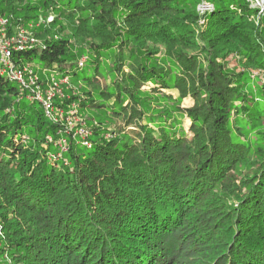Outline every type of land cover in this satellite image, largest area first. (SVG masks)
<instances>
[{
  "label": "trees",
  "instance_id": "trees-1",
  "mask_svg": "<svg viewBox=\"0 0 264 264\" xmlns=\"http://www.w3.org/2000/svg\"><path fill=\"white\" fill-rule=\"evenodd\" d=\"M17 27L79 121L0 73V264H264L262 7L0 0Z\"/></svg>",
  "mask_w": 264,
  "mask_h": 264
},
{
  "label": "built area",
  "instance_id": "built-area-1",
  "mask_svg": "<svg viewBox=\"0 0 264 264\" xmlns=\"http://www.w3.org/2000/svg\"><path fill=\"white\" fill-rule=\"evenodd\" d=\"M252 2H254L255 0H250ZM203 7V8H202ZM262 10H264V6H261ZM199 8H201L202 10H208L210 7L208 5L202 4L199 6ZM3 23V21H1ZM24 30L21 29V31H18V35H19V39H18V44L14 47H11V42H4L2 41L3 39L1 38V33H0V73L1 74H5L7 76H9L10 78H13L15 80H17L20 85H22L24 88H29L31 86L35 87V90L33 91V96H31V98H36V99H42L40 96V84L38 83V78L37 76L33 75V71L30 70L28 67L22 68L21 66H18L15 64L14 62V56H13V50L15 51H24L26 48H34L38 46V39H36L33 36H25L24 37ZM42 45V43H41ZM83 62V61H82ZM29 73L30 75L28 76V81L26 79V74ZM67 80H65L66 82ZM58 86V84L55 83L54 88H50L48 90V94H50V92L55 91V87ZM48 99V98H47ZM44 100V107H45V111L47 113L48 116H50L53 119H56L57 116L60 118H65L64 117V112L63 110L60 111V109H57L58 113H53V106L51 104V99L50 100ZM72 117V116H70ZM70 117H67V119H69ZM66 122V121H65ZM77 124V123H76ZM67 127L71 126V129H75L74 126L75 124L72 123L71 121L69 122V120L66 123ZM70 129V127H69ZM77 133H79L83 139H85V143L89 145V142L86 141L88 132L84 131V130H77Z\"/></svg>",
  "mask_w": 264,
  "mask_h": 264
},
{
  "label": "rangeland",
  "instance_id": "rangeland-1",
  "mask_svg": "<svg viewBox=\"0 0 264 264\" xmlns=\"http://www.w3.org/2000/svg\"><path fill=\"white\" fill-rule=\"evenodd\" d=\"M254 4L255 5H257V6H264V0H255L254 1ZM203 8V7H202ZM200 10L202 11V9L200 8ZM50 20H51V18H50ZM16 33H13V34H11L10 36L9 35H7V31L6 30H2L0 33H1V38L3 39L2 41H4V42H11V47H14V46H16L17 44H18V39H19V33H18V31L20 32L21 31V29L19 28V27H17L16 28ZM25 32H24V37L25 36H33L34 37V35L32 34V32H27L26 30H24ZM39 45H41V42L39 41V43H38V46ZM37 63H38V65H40V63H44V61L42 60V59H40V60H38L37 61ZM233 67H236V61L235 60H232L231 61V63H230ZM104 84H105V82L104 81H102ZM46 89H44L43 88V85L42 84H40V89H39V92H40V96H41V98H43V100L42 99H38L40 102H42V103H44V100H46L47 98V100H50V99H52L53 97H55V91H57V90H55V91H52V92H50V94H48L49 92H48V90H46ZM51 90V89H50ZM49 90V91H50ZM46 93V95L48 96V97H46L45 98V95L43 94V93ZM193 105V99L192 98H186L185 99V101H184V103H183V107L185 108V107H190V106H192ZM60 111H62V109H60ZM70 114H74V116H72V117H70L69 119H67L66 117H65V121H66V123H67V121L69 120V122L71 121L72 123H74L75 125L74 126H76V123H78V121H79V118H78V116H77V113L74 111V110H70V112L69 113H66V112H64V116L65 115H70ZM184 123H185V126H186V128L188 129L189 128V125H190V122H189V119H185V121H184ZM69 127H70V129H69ZM68 127V129H69V131L71 130V126H69ZM128 130L130 131V132H134V131H136V128L135 127H130V128H128Z\"/></svg>",
  "mask_w": 264,
  "mask_h": 264
}]
</instances>
